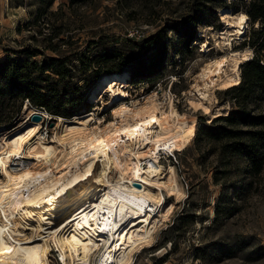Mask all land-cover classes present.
Here are the masks:
<instances>
[{
    "label": "rangeland",
    "instance_id": "rangeland-1",
    "mask_svg": "<svg viewBox=\"0 0 264 264\" xmlns=\"http://www.w3.org/2000/svg\"><path fill=\"white\" fill-rule=\"evenodd\" d=\"M221 7L249 15L244 34L239 38L232 36L231 45L233 48H250L252 58L257 38L254 31L260 24L259 20L250 17V0H0V59L7 52L13 57L25 58V48L34 51L32 59L41 60L44 56L58 54L72 59L75 52L87 49L96 52L105 45L146 56L150 50H141V45H135V42H141L162 26H172L168 29L171 45L165 69L153 80L141 81H132L129 72L125 71L128 95L123 100L127 104L142 101L144 96L156 92L157 99L163 103L160 106L165 110L167 100L163 94L167 93L181 114L195 116L196 130L203 122L208 127L216 126L213 121L216 116L209 117L202 109L193 108L188 100L191 95L200 94L194 83L203 63L226 49V45L216 44L215 31L222 27L218 13ZM186 30L193 31L191 44L178 51L177 38ZM204 40L208 43L205 52L202 51ZM49 42L57 44L56 50L47 47ZM244 62L240 65L241 80ZM98 79L86 89L91 106L63 117L70 119L74 115L90 113L92 117L87 126L95 124L98 117L102 119L101 125L112 119V110L120 100L105 93L102 86L97 85ZM236 86L238 84L209 88L203 98L209 104V112L222 109L217 115L220 116L244 109L264 114V92L256 88L243 99ZM24 104L10 123L0 124V134L9 132L13 125L23 121ZM27 104L28 108L35 107ZM49 114L48 118L41 115L37 134L58 143L52 138L61 125L57 115ZM206 134L204 131L196 139L194 135L181 149L159 152L167 153L156 162L163 168L169 164L174 166L183 192L176 197L173 192L161 188L163 204L172 203V209L158 222L150 243H143L132 251L128 264H264V167L260 172H249L245 157L231 152L220 140ZM102 170L104 173L105 168ZM102 177L106 183L97 182L98 193L110 183L105 173ZM85 197L77 204L69 198L65 202L66 207L69 206L68 214L76 213ZM158 207L152 212L155 218H158ZM55 211L51 209V212ZM45 215L48 214L45 212ZM140 215L124 219V225L113 237L120 242L131 239L138 242L154 219L152 215ZM18 228H26V235L31 233L29 225L20 224ZM103 249L102 246L91 255L92 264ZM47 257L49 264H63L53 247Z\"/></svg>",
    "mask_w": 264,
    "mask_h": 264
},
{
    "label": "bare ground",
    "instance_id": "bare-ground-1",
    "mask_svg": "<svg viewBox=\"0 0 264 264\" xmlns=\"http://www.w3.org/2000/svg\"><path fill=\"white\" fill-rule=\"evenodd\" d=\"M218 13L222 27L215 31L216 44L226 45V49L203 63L194 83L200 94L191 95L188 100L193 108L202 109L209 117L221 114L222 109L209 112V104L203 100L208 89L238 84L240 65L252 55L248 47L231 45L232 36L239 38L244 34L248 14L229 7L219 8ZM241 17H245L243 23ZM207 47L206 40L202 51H207ZM126 77L123 71L104 73L98 79L97 85L105 93L120 100L112 110V119L104 125L98 117L99 121L87 126L90 113L70 119L57 115L61 129L55 131L52 139L58 143L45 140L37 134L40 122L32 114L39 112L46 118L51 115L42 109L28 108L25 101L23 121L0 134V264H49L47 255L52 247L63 264H92L91 255L102 246L95 264H128L132 251L143 243L148 245L158 222L169 215L172 203L163 204L161 188L176 197L183 191L174 166L163 168L156 159L159 152L181 149L192 140L196 119L194 115L181 114L167 93L163 94L167 100L165 110L156 92L144 96L142 101L125 103ZM99 160L101 163L97 164ZM103 168L110 183L98 193L97 182L106 183ZM25 172L32 175L23 181L25 190L13 199L20 182L11 178ZM5 188L10 191L4 192ZM84 196L86 199L77 212L68 214L65 202L71 198L77 204ZM17 204L21 205L19 209ZM157 207L159 213L155 218L152 212ZM142 213L154 219L147 224L143 236H137L138 242H120L113 237L129 216L140 217ZM20 224L30 226V235L25 234L26 228H18ZM9 248L12 251H7Z\"/></svg>",
    "mask_w": 264,
    "mask_h": 264
},
{
    "label": "trees",
    "instance_id": "trees-1",
    "mask_svg": "<svg viewBox=\"0 0 264 264\" xmlns=\"http://www.w3.org/2000/svg\"><path fill=\"white\" fill-rule=\"evenodd\" d=\"M250 7V17L259 20L260 25L254 31L255 55L244 62L242 80L236 86L243 99L256 88L264 92V2L250 0ZM171 27L162 26L141 42H135L141 45V50H150L146 56L107 45L96 52L89 49L75 52L72 59L64 54L32 59L34 51L26 48L23 49L25 58L13 57L7 52L0 59V124L10 123L25 100L53 115L66 117L83 107L89 108L91 102L86 89L104 73L128 71L132 81L153 80L166 67ZM192 37L193 31L180 32L178 51L188 47ZM47 47L56 50L57 44L49 42ZM213 121L216 126L200 124L195 139L206 131L208 137L220 140L231 152L245 157L249 172H260L264 167V114L240 109L216 116Z\"/></svg>",
    "mask_w": 264,
    "mask_h": 264
},
{
    "label": "snow or ice",
    "instance_id": "snow-or-ice-1",
    "mask_svg": "<svg viewBox=\"0 0 264 264\" xmlns=\"http://www.w3.org/2000/svg\"><path fill=\"white\" fill-rule=\"evenodd\" d=\"M244 20H245V17H241L240 18V22L241 23H243ZM148 123H152V121H148ZM139 127H140V125H137V129H139ZM133 131H135V130H133ZM98 143H102V141H98ZM73 151H75V149H73ZM31 175H32L31 173L25 172V173H23L20 176H15V177L11 178L14 182H17V181L20 182V183L16 184L17 192L12 194L13 195V199L17 198V196H18L20 191L25 190L24 187H23V181H25L26 179H29L31 177ZM37 175L39 176V175H42V174H37ZM73 183H74V181H73ZM67 187L70 188L71 187V183L68 184ZM3 191L4 192H9L10 190L5 188V189H3ZM61 191H64V189L62 188ZM57 194L59 195V193H57ZM24 199L28 203H32V201L28 197H24ZM16 207H17V209H19V207H21V205L17 204ZM7 251L10 252V251H12V249L9 248V249H7Z\"/></svg>",
    "mask_w": 264,
    "mask_h": 264
},
{
    "label": "water",
    "instance_id": "water-1",
    "mask_svg": "<svg viewBox=\"0 0 264 264\" xmlns=\"http://www.w3.org/2000/svg\"><path fill=\"white\" fill-rule=\"evenodd\" d=\"M40 109H43V108L40 107ZM40 109H37V110H40ZM40 117H41V114H40L39 112H35V113L32 114V118H33L34 120H39ZM53 117H54V116H53Z\"/></svg>",
    "mask_w": 264,
    "mask_h": 264
}]
</instances>
